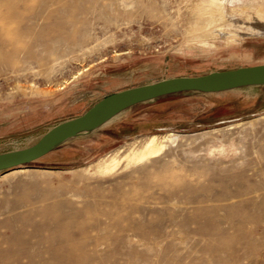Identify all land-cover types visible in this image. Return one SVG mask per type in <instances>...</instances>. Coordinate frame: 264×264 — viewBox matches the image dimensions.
I'll return each instance as SVG.
<instances>
[{
	"label": "rangeland",
	"instance_id": "1",
	"mask_svg": "<svg viewBox=\"0 0 264 264\" xmlns=\"http://www.w3.org/2000/svg\"><path fill=\"white\" fill-rule=\"evenodd\" d=\"M198 2L0 0V152L115 91L264 63V35L185 49L206 21ZM136 108L154 125L121 126L122 137L96 129L0 171V264H264V85ZM168 131L178 139L149 161L86 171Z\"/></svg>",
	"mask_w": 264,
	"mask_h": 264
},
{
	"label": "water",
	"instance_id": "2",
	"mask_svg": "<svg viewBox=\"0 0 264 264\" xmlns=\"http://www.w3.org/2000/svg\"><path fill=\"white\" fill-rule=\"evenodd\" d=\"M255 85H264V63L194 76L168 77L115 91L100 98L83 113L54 124L31 145L0 152V171L30 165L68 139L100 127L133 105L171 94L213 93Z\"/></svg>",
	"mask_w": 264,
	"mask_h": 264
},
{
	"label": "bare ground",
	"instance_id": "3",
	"mask_svg": "<svg viewBox=\"0 0 264 264\" xmlns=\"http://www.w3.org/2000/svg\"><path fill=\"white\" fill-rule=\"evenodd\" d=\"M196 5L198 6V9L200 10V15L203 18H205L206 21L203 24L200 23L201 25L198 24L196 26L197 33L195 34V36H197V37L196 38L194 37L195 39H193L191 43H187L184 46L185 49H191L192 47H194V48L198 47V48L204 50L206 48H209L212 43L210 44V42L207 40V38H205L207 36H210V37L213 36L212 39H214V40L224 39L228 44V43L237 42L239 40L238 38L240 37L239 35L241 32H242V34H245V35H253V36L264 35V23L262 24V21H264V9L262 8L263 5H261V4L260 5H258V4L253 5L251 0H200V2H198V4H196ZM197 6H196V8H197ZM237 14L242 15L245 19H252L253 18L254 22L240 21L239 23H237L238 21L235 20V18H234V16ZM108 20H110V19H108ZM246 22H247V24L244 25L243 23H246ZM226 23H228L230 25H235L236 28L234 30H230V29L226 30V29H224V27H222V25L226 24ZM240 23H242L243 25H239ZM76 26H77V24H76ZM242 28H244L243 31L240 30ZM187 37H188V35H187ZM185 42H187V41H185ZM189 42H190V40H189ZM38 55H40V54H38ZM35 57H37V56H35ZM178 137H179V133L174 132V131H168V132L163 133V134L152 133V134L145 135L142 139H140V140L136 139V141H133V143L130 145V147L124 153L119 154L116 152V153L110 154L108 157H105V158L102 157V159L96 160L94 163L85 166L86 171L91 172L92 174H105L106 175L107 173L113 172L122 163H123L122 166L124 165L123 167H125V168L129 167V166L131 167V166L141 164L144 161L150 159L151 157H154V156L160 154L163 150L166 149V147L170 143L175 142L176 139H178ZM171 145H173V144H171ZM125 168H123V169H125ZM121 169H122V167H121ZM46 170L47 169H45V171ZM67 244H65V245H67ZM67 246H66V248H67ZM69 250H72V249H69ZM69 253L71 254L72 252L69 251ZM67 260H64V262H62V263L59 262V263L60 264H66V262H72L73 264H83L81 262V259H77L74 257L70 258V256H69V258Z\"/></svg>",
	"mask_w": 264,
	"mask_h": 264
},
{
	"label": "crops",
	"instance_id": "4",
	"mask_svg": "<svg viewBox=\"0 0 264 264\" xmlns=\"http://www.w3.org/2000/svg\"><path fill=\"white\" fill-rule=\"evenodd\" d=\"M226 91H230V90H226ZM221 92H225V91H221ZM213 93H220V92H213ZM152 101H155V100L139 103V104L133 105V106L125 109V110L121 111L120 113H118L117 115H115L114 117H112L111 119H109L107 122H105L103 125H101L100 127L96 128V129H102V131L101 130L100 131L102 132V135H104L106 137H109V135L105 134V131L106 132L107 131H111L113 134H115L118 137H120L122 135V133H121V131L118 128L121 127V126L123 127L125 125H129V126L132 125L133 127H134V125H135V127L140 125L141 127H146L148 129V127L154 125L153 122H148L146 120L147 118H143V117L142 118H136V112L135 111L137 109L136 107H139L140 105H143V104H146V103H149V102H152ZM140 108H142V107H140ZM139 119H141V120H139ZM142 121H144V122H142ZM104 125H107V126H104ZM102 127H107V128H102ZM156 128H158V129L162 128V125L157 126V127L154 126V127H152V130H154ZM96 129H94V130H92L90 132H86V133L87 134L93 133L94 131H96ZM86 133H82V134H86ZM82 134L74 136V137H72L70 139H80V137H81L80 135H82ZM129 134H132V133H129ZM70 139H68V140H70ZM67 141H65V142H67ZM64 143H62L61 145L57 146L56 148L62 147V145ZM56 148H54V149H56ZM44 156H42V157H44Z\"/></svg>",
	"mask_w": 264,
	"mask_h": 264
}]
</instances>
